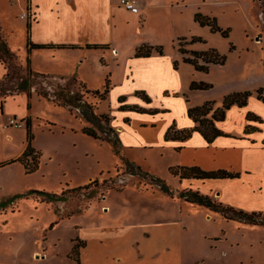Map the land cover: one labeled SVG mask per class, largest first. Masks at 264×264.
Returning <instances> with one entry per match:
<instances>
[{
  "label": "rangeland",
  "instance_id": "obj_1",
  "mask_svg": "<svg viewBox=\"0 0 264 264\" xmlns=\"http://www.w3.org/2000/svg\"><path fill=\"white\" fill-rule=\"evenodd\" d=\"M133 1L141 7L139 14L123 8L121 0H32L28 11L26 0H0V20L8 28L5 34L17 63H26L28 21L35 44L80 46L37 50L32 68L56 76L53 88L67 85L97 115L109 116L121 139L117 152L112 143L85 135L89 123L36 93L30 99L6 101L0 108V264H76L69 258L73 242L82 246L91 230L112 231L135 221L149 226L163 219L173 224L176 244L182 246L178 258L199 264H264V226L227 220L179 198L184 191H199L235 210L264 213V147L238 141L246 125L255 123H246V112L264 119V103L256 96L264 87V0ZM197 14L215 19L229 31L228 37L201 27ZM192 38L202 42L193 44ZM179 39H186L181 46L190 52L216 50L226 57L225 64L196 71L184 63ZM155 42L162 43L163 55L135 57L143 43ZM87 44L110 50L87 49ZM3 74L0 66V78ZM59 78L65 81L59 83ZM107 82L109 93L101 100L94 92L103 94ZM193 83L212 88L191 90ZM246 91L252 93L248 106H234L218 124L235 139L221 138L218 145L209 146L196 132L184 144L166 142L168 130L172 136L196 126L188 117L191 107L215 102L214 112L227 96ZM14 118L24 125L31 122L32 147L41 154L33 174H26L20 163L9 164L27 145L26 126L7 127ZM262 126L264 130V122ZM179 145L184 146L181 152L176 150ZM128 163L164 180L174 195L129 174ZM192 163L208 170L221 166L241 177L181 180L169 172ZM33 191L56 194L61 200L41 203L45 197Z\"/></svg>",
  "mask_w": 264,
  "mask_h": 264
},
{
  "label": "trees",
  "instance_id": "obj_2",
  "mask_svg": "<svg viewBox=\"0 0 264 264\" xmlns=\"http://www.w3.org/2000/svg\"><path fill=\"white\" fill-rule=\"evenodd\" d=\"M27 2V11L30 10V6L32 0H26ZM195 20L200 24L201 27L210 28L211 32L219 33L223 37L227 38L229 31L222 30L215 19H211L208 17L201 16L197 14L195 16ZM37 22V20L35 21ZM27 29V59L25 65L18 62V56L9 46L7 38L5 34L1 30L0 27V63L5 68V75L2 79H0V108L3 109L4 104L8 98L18 97L22 94H25L30 99L34 93H36L41 99L47 100L52 103L56 107L67 109L71 115H75V117H80L84 119L87 123L92 127H86L83 129V133L89 137L94 138L95 140L108 141L113 144V147L117 152L120 151L121 148V139L118 134L114 131V129L110 126L111 119L109 116H99L96 114L93 106L84 102L81 95L78 93L70 91L67 85H63L65 81L64 78H59L58 87L53 88L52 82L57 81L56 76L45 75L37 73L33 70L31 66V59L29 55L33 50L40 49H75V46H66V45H41L35 44L32 41L31 30L32 23L29 21L26 25ZM186 41V39H179V52L184 56V63L191 64L194 66L196 71L199 72H208L209 66L211 64L214 65H223L226 62V57L220 55L216 50L210 49L207 52H197V51H188L183 49L181 43ZM202 40L200 38H192L191 43H200ZM87 49H105V46L101 45H87ZM231 49L234 47L231 45ZM156 52L159 55L164 54V49L161 46H150V45H141L137 48L135 57L136 58H150L152 54ZM186 56V57H185ZM202 62V63H200ZM177 63H175V67ZM77 81L76 79L74 80ZM44 85L47 87L45 88ZM81 88L85 89L86 92H89L86 85L82 83L79 84ZM40 87V88H38ZM109 82L106 83L105 92L99 93L94 92L95 96L99 97L101 100H105L109 93ZM49 88V89H48ZM212 88L211 84L206 83H193L190 87L191 90H199V91H207ZM141 95V94H140ZM144 99L149 102V99L143 94L141 95ZM252 96L251 92H237L227 96L221 107L217 108L213 112L212 106L215 105V102H207L199 107H191L188 110V117L193 121L196 125L192 129L184 130V131H175V133L171 136V129L168 130L165 136V140L167 141H177L181 144L185 143L189 140L193 133H199L203 136L206 143L211 145L214 143L216 139L219 137H228L222 131H220L216 124L219 122H224L226 118V113L237 106L239 108H245L248 106V102L250 97ZM256 96L259 101L264 103V87L259 88L256 91ZM121 102L124 101V98L120 99ZM30 110V105L28 106ZM209 118L208 115L211 114ZM247 122H255L262 124L263 121L254 113L247 114ZM94 128V129H93ZM26 130H27V148L24 154L12 161L9 164L20 163L24 169L26 174L35 173L40 166L41 154L32 147V142L34 140V136L31 132V122L27 120L26 122ZM259 130L251 125H247L244 130V136L249 137L253 133L258 132ZM102 134V136L100 135ZM113 134V136L111 135ZM252 144H254L252 142ZM264 145V142H263ZM183 146H179L176 148L177 152H181ZM127 172L133 176H138L139 178H144L145 180H149V182L158 187L161 192L168 196H173L174 193L170 187L164 180L157 178L145 171H143L140 167L135 166L133 164L128 163ZM169 172L174 177H178L181 180H199V181H208V180H235L241 177L239 172L229 171L225 169L212 170L207 171L198 166H176L171 167ZM32 194H38L43 198L40 202L46 204H53L54 202H58L61 200L59 195L50 194L46 192H37L33 191ZM179 198L183 199L185 202L190 204H197L199 206L207 208L209 211L218 213L222 215L227 220H238L243 221L250 225L255 226H264V213L263 212H244L242 210H235L232 207L225 206L221 202H217L212 199L208 195H204L199 191H184L179 194ZM55 225L52 224L51 228ZM85 247V244L81 246L80 241L75 240L73 242V247L71 251L72 259L76 264H81L80 261V250ZM76 255L75 258L72 256Z\"/></svg>",
  "mask_w": 264,
  "mask_h": 264
},
{
  "label": "crops",
  "instance_id": "obj_3",
  "mask_svg": "<svg viewBox=\"0 0 264 264\" xmlns=\"http://www.w3.org/2000/svg\"><path fill=\"white\" fill-rule=\"evenodd\" d=\"M136 4L138 5V3ZM36 11H37V7H36ZM143 11L146 12V9ZM140 12L141 10H139V13ZM22 15L20 16V18L22 20H25L24 18H22ZM0 25H1L3 33L5 34L6 29H8L7 26H5V24L1 20H0ZM5 37L7 38V41L9 43V40L6 34H5ZM143 44L150 45V46H161L160 44L162 43L155 42L154 43L155 45H151L149 43H143ZM56 45H66V44H56ZM87 45H90V44H87ZM97 45H101V44H97ZM66 46H75L76 48L80 47V46L71 45V44H67ZM105 49L110 50L109 47L108 48L106 47ZM35 51L37 50H33L31 54L29 55L30 59H32L33 53ZM26 54H27V49H26ZM0 66L4 70V74L2 76L3 78L6 71L1 63H0ZM21 96L28 97L25 94H22ZM13 98H16V97H13ZM248 113H254V112L249 111V112H246V114H244L246 123H248L246 119ZM254 114L257 115L259 118H261L260 115L256 113ZM263 122H264V119H263ZM219 123H222V122H219ZM219 123H217L216 126L220 131H222L218 126ZM261 125L259 123H256V124L253 123L251 126L257 128L259 131L253 133L249 137H245L243 133V135L238 139V141H243L245 142L244 143L245 145H250L253 147L254 146L264 147L263 145V142H264L263 126L259 128V126ZM222 132L225 135H228V137H219L218 139L214 141L213 144L218 145L219 139L221 138L235 139L234 136L227 134L224 131ZM252 142L254 144H252ZM238 143H241V142H238ZM26 148H27V145L24 146L23 149L19 151V153L16 156L17 158L16 157L15 158L16 159L20 158L24 154ZM183 149H184V146H183ZM193 164L195 165L196 163H192L191 165L193 166ZM197 165H200V164H197ZM203 168L204 170L206 169L207 171H212V170H208L209 169L208 167L207 168L202 167V169ZM219 168L224 169V167L219 166L216 170H219ZM244 174L247 175L249 173L244 172ZM235 180H238V179H235ZM105 207L108 208L106 209L108 211L109 207L107 205H105ZM91 232L92 234L90 236V239L84 240L85 247L81 249V253H80L81 264H199L198 261L196 260L186 261V260H183L182 258L177 257V252L179 251L181 244H179V246L176 244L177 242L174 239L175 228L168 219L167 220L163 219L162 221L155 222V224L149 225V226H146V224H144L141 221H135V222L127 224L125 227H119L118 229H115L112 231L111 230L108 231V230L98 227V229L95 228L91 230ZM181 249H182V246H181ZM71 251H72V248H71ZM71 251H70V254H71Z\"/></svg>",
  "mask_w": 264,
  "mask_h": 264
},
{
  "label": "built area",
  "instance_id": "obj_4",
  "mask_svg": "<svg viewBox=\"0 0 264 264\" xmlns=\"http://www.w3.org/2000/svg\"><path fill=\"white\" fill-rule=\"evenodd\" d=\"M120 5L125 8L127 11H130L133 14H137L139 13V6L133 1V0H121ZM22 18H26V15L23 14ZM26 125H24L21 122H18L17 119H11L8 124L7 127H17V128H24Z\"/></svg>",
  "mask_w": 264,
  "mask_h": 264
}]
</instances>
